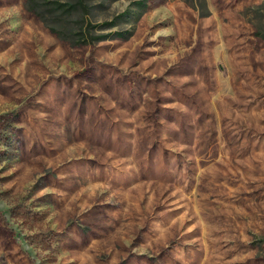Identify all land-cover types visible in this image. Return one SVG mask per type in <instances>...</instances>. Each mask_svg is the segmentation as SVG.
<instances>
[{
  "label": "rangeland",
  "instance_id": "rangeland-1",
  "mask_svg": "<svg viewBox=\"0 0 264 264\" xmlns=\"http://www.w3.org/2000/svg\"><path fill=\"white\" fill-rule=\"evenodd\" d=\"M207 3L0 0V264H264V0Z\"/></svg>",
  "mask_w": 264,
  "mask_h": 264
},
{
  "label": "trees",
  "instance_id": "trees-1",
  "mask_svg": "<svg viewBox=\"0 0 264 264\" xmlns=\"http://www.w3.org/2000/svg\"><path fill=\"white\" fill-rule=\"evenodd\" d=\"M185 1L198 10L202 16L210 14L207 0ZM27 7L42 18L54 33L63 39L69 40L74 45L92 44L110 36L108 34H97L92 25L84 28L86 26L85 22L90 23V19L87 18L91 13L88 0H27ZM255 10L260 13V17L264 16V5L257 6ZM246 15H248L247 12ZM73 16L79 18V25L78 23L73 25L65 23ZM109 24L112 25L113 22H109ZM255 34L264 38V25L260 22H256ZM5 117L6 115L1 116L0 122Z\"/></svg>",
  "mask_w": 264,
  "mask_h": 264
}]
</instances>
